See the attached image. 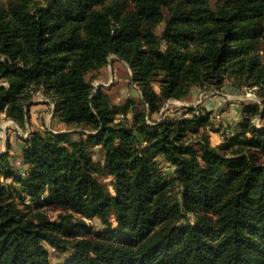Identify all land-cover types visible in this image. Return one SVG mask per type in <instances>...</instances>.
I'll use <instances>...</instances> for the list:
<instances>
[{"label": "trees", "instance_id": "trees-1", "mask_svg": "<svg viewBox=\"0 0 264 264\" xmlns=\"http://www.w3.org/2000/svg\"><path fill=\"white\" fill-rule=\"evenodd\" d=\"M110 54L142 93L130 119L117 120V106L86 79ZM1 55L9 87L0 86V109L23 125L26 88L41 87L56 96L54 117L93 133L31 131L24 174L0 154V264H52L45 243L70 252L63 264H264V124L251 121L264 109L242 106L239 132L216 146L203 135L197 148L185 138L208 114L146 119L225 78L259 85L264 102V0H1ZM44 207L60 210L56 219Z\"/></svg>", "mask_w": 264, "mask_h": 264}, {"label": "rangeland", "instance_id": "rangeland-1", "mask_svg": "<svg viewBox=\"0 0 264 264\" xmlns=\"http://www.w3.org/2000/svg\"><path fill=\"white\" fill-rule=\"evenodd\" d=\"M1 1V0H0ZM4 1V0H2ZM44 5L47 0H37ZM218 0H209L213 7ZM165 15L167 13L165 12ZM165 22L161 21L156 27V34L160 35L163 31ZM163 47V44H162ZM5 60V55L0 56V61ZM86 79L92 84L93 95L101 90L108 98L110 105H116L120 113L116 116L117 120L132 116V105L136 109H142V93L135 83L133 72L126 61L116 54H110L107 63L98 70L91 71L86 75ZM9 87L8 81L0 76V86ZM30 86L26 88L31 97L25 101L24 105V124H19L13 117L9 116L5 108L0 109V154L8 152L13 167L20 173L24 174L27 165L22 160V149L25 146V140L33 130L46 129L52 133L73 132L72 137L77 139L79 133L83 135L93 133L90 130L82 129L80 126L67 125L54 117L53 110L55 107L56 96H48L40 87L33 90ZM152 87L159 92V86L153 81ZM259 85L251 84L250 81L237 80L235 78H225L220 87H201L193 86L188 95L183 99H168L160 105L159 111L151 114L146 119L151 122H158L162 118L176 119L190 117L193 114H208V123L204 127H199L196 133L188 132L186 140L194 144L201 136L206 135L212 146L222 143L226 138L240 131L239 124L242 118V106L246 104H259L264 109V102L259 95ZM126 112H122L124 107ZM191 108V110H188ZM146 109V116L149 109ZM256 127L264 124V118L255 115L251 119ZM92 159L102 165L103 152L98 147H91ZM158 167L163 174L170 177L173 175V167L170 166L161 157L157 158ZM99 179L105 183L109 191L113 194L112 178L105 172L98 174ZM2 179V178H0ZM11 182V181H8ZM179 188H175L174 194L178 196ZM43 210L48 214L50 219H56L60 210L44 207ZM190 216V219H193ZM86 225L90 228L91 233H106L102 223L96 218H83ZM49 251V259L52 264H63L70 256V252L60 253L55 247L45 243Z\"/></svg>", "mask_w": 264, "mask_h": 264}]
</instances>
